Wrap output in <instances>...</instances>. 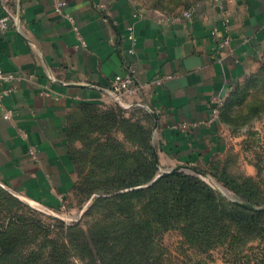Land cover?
<instances>
[{
  "label": "crops",
  "instance_id": "crops-1",
  "mask_svg": "<svg viewBox=\"0 0 264 264\" xmlns=\"http://www.w3.org/2000/svg\"><path fill=\"white\" fill-rule=\"evenodd\" d=\"M55 1L0 0V19H8L0 28V66L13 76L2 85L13 91L0 96L12 111L5 118L0 106L2 185L62 210L78 180L69 115L83 103L114 102L104 87L130 69L141 88L127 100L155 114L161 167L198 166L226 150L229 130L213 109L261 65L264 0H199L192 19L139 0H63L86 45Z\"/></svg>",
  "mask_w": 264,
  "mask_h": 264
},
{
  "label": "trees",
  "instance_id": "trees-1",
  "mask_svg": "<svg viewBox=\"0 0 264 264\" xmlns=\"http://www.w3.org/2000/svg\"><path fill=\"white\" fill-rule=\"evenodd\" d=\"M197 1L150 0L146 5L169 16L183 13ZM172 2L181 7L176 10L166 4ZM255 86L264 88V58L259 69L237 83L218 107L219 118L232 130L245 124L236 120V115L247 114L239 106L244 93ZM255 99L250 110L264 116V97ZM136 112L126 116V111L119 106L83 103L69 115L71 153L79 175L74 191L85 192L86 198L99 189L110 194L97 201L116 200L118 207L110 213L120 216L124 222L122 226L103 228L95 234L75 229L73 244L77 254L71 251L72 255L81 257L89 253L100 264H159L153 246L163 231L177 228L201 252L222 248L230 264H264V210L235 203L200 177L185 172L166 173L153 184H147L160 169L153 144V116L143 109L139 116ZM119 132L125 139L119 137ZM77 141L81 147L76 150ZM219 180L243 203L264 204L261 180L252 177L241 182L227 175ZM9 199H14L22 211L13 210ZM134 199L140 202L137 209L133 206ZM0 213L8 217L0 221V264L75 263L57 248L38 250L35 247L39 245H27V230L53 229L56 224L44 223L40 213L1 186ZM253 241L257 244L248 245ZM94 246L95 252H92Z\"/></svg>",
  "mask_w": 264,
  "mask_h": 264
},
{
  "label": "rangeland",
  "instance_id": "rangeland-1",
  "mask_svg": "<svg viewBox=\"0 0 264 264\" xmlns=\"http://www.w3.org/2000/svg\"><path fill=\"white\" fill-rule=\"evenodd\" d=\"M139 1L145 4H149L150 0ZM166 1L170 0H164V2ZM175 1L180 3L186 0ZM166 4L170 8L176 10L181 7L180 4L177 5V3L175 2ZM257 96L264 97L263 87H249L248 92L244 93L242 97L243 102L240 104L239 108L241 107L240 111L247 114L238 113L236 115V120L244 121L245 124L236 130H232L231 127L227 125L229 133L227 141L228 147L226 148V150L212 156L209 160H206L204 164L198 166L185 164L197 168L201 172H204L205 175H197L193 171L185 168H181L172 172L179 171L196 175L200 177L203 181L208 183L210 186H212L214 189L224 194L222 191H220L218 187V184H221L225 188H227L234 195L235 198L237 197L235 196L233 190L229 189L226 185L223 184V182L219 180V178L223 177V175H227L241 182L245 179L253 177L255 180H261V186L263 187L264 116L260 113L257 114L250 110V107L255 103V97ZM103 106H119L126 111V116H129L131 113L136 111V116H139L141 109L148 111L146 107L141 105L124 106L115 102H110L104 104ZM145 123H148L147 120H145ZM118 135L121 139H125V135L122 132H119ZM258 138L259 140H257ZM75 147L76 150L79 149L81 147V143L79 141L75 142ZM159 168V171L154 175L153 179L159 174L161 169L169 170L172 167L164 168L161 167L159 164ZM86 169H88V166H86ZM172 172L166 173L168 174ZM161 176H159L158 179H160ZM103 177L104 175L102 176V178ZM0 186L8 190V188L2 185L1 183ZM12 194L19 201L28 205L30 209H33L34 211L40 213L41 219L44 223L56 224L54 225L55 227H53V229H46L47 227H44L45 229L35 228L34 230H27V233L25 235L26 242L28 243L27 245L32 247L34 245H39L35 247L38 250L57 248V251L59 253L67 254L69 257H71V261L75 260V263L72 264H100L99 261H93L89 257V253L81 257L77 255H72V252H75L77 254V251L75 250V244H73V238L75 237V229L82 230L83 232H88L90 234H95L98 230H102L103 228H114L122 226V224H124L123 219L120 216H114L112 213H110L112 209L118 207V202L116 200H100L99 202L97 201L99 197L110 196V194H107L106 192H101L100 189L99 192L93 194L90 193L88 198L84 197L85 192H72L71 196L68 198L65 204V207L60 211H51L50 209H46L40 205L30 202L25 198L19 197L15 193ZM7 201L8 203H11L13 210L17 212L22 211L21 208L17 207L14 199H9ZM139 205L140 202H138L137 199H134L133 206L135 207V209H137ZM259 206H264V204ZM7 218L8 217L6 214L0 213V221H4ZM116 230L117 229H115V231ZM99 236L101 235H98V237ZM50 239H52L54 242L51 243ZM251 244H257V242L253 241L248 243V245ZM153 250L155 256H158L159 258V264H230L225 259L223 253L224 249L214 248L207 252H201L197 248L192 247L190 243L184 238L180 229L177 228L163 231L158 236V239L156 240V243L153 246ZM79 252H81L80 248ZM84 252L87 253V248L84 250ZM92 252H95V246L93 247ZM38 264L42 263L39 262Z\"/></svg>",
  "mask_w": 264,
  "mask_h": 264
},
{
  "label": "built area",
  "instance_id": "built-area-1",
  "mask_svg": "<svg viewBox=\"0 0 264 264\" xmlns=\"http://www.w3.org/2000/svg\"><path fill=\"white\" fill-rule=\"evenodd\" d=\"M218 1H223V0H218ZM226 1L233 2L234 0H226ZM65 5H66L65 1L56 0L54 7H55V10L60 15L64 16L65 18H67L71 22L72 29L75 32L77 38L79 39L80 44L86 45V41H85V39L81 33L79 24L77 23L74 16L71 13H69L68 11H66ZM194 11H195V9H194V7H192L190 9H187L186 11H184L181 16H184L185 18H188V19H192L193 15H194ZM7 23H8L7 17L0 19V28H2V29L5 28L7 26ZM130 38L133 41L135 39L133 34L130 35ZM229 42H230V37L226 36L221 40L220 46H222V47L226 46L229 44ZM12 77L13 76L11 74L6 73L3 70V68L0 66V96L8 95L10 92L13 91L12 87L3 88V86H2L4 81H6ZM161 82H162V80H160V79L157 80V83L160 84ZM104 88L107 91L108 95L114 100V102H116L118 104H121L124 106L125 105H127V106L141 105V106H144L147 109H149L145 102H140V101L139 102H133V101L127 100V97L136 95L140 91V88H141L140 85L137 84L133 69H130L125 74H116L113 77L110 86L104 87ZM41 94L47 95V94H49V92L48 91H41ZM222 102H223V100L217 101V105L213 109V112L215 115H218V107L222 104ZM0 106L3 110L4 117L5 118H11L12 111L10 109H6L2 103H0ZM30 153L35 156L36 148L31 147Z\"/></svg>",
  "mask_w": 264,
  "mask_h": 264
},
{
  "label": "water",
  "instance_id": "water-1",
  "mask_svg": "<svg viewBox=\"0 0 264 264\" xmlns=\"http://www.w3.org/2000/svg\"><path fill=\"white\" fill-rule=\"evenodd\" d=\"M152 114H153L154 117H156L154 113H152ZM156 160L158 162V158L157 157H156ZM181 168L189 169V170L193 171L197 175H201V176L205 175L204 172H201L197 168L183 164V165H177L175 167H172L169 170L161 169L159 174L149 184H152L153 182H155L158 179V177L161 176L162 174H164L166 172H172V171H175V170H178V169H181ZM218 187H219L220 191H222L226 195V197H228L233 202H236L238 204L244 205V206L249 207V208L254 209V210H264V206H252V205H248V204L243 203L238 198H235L234 195L227 188H225L223 185L218 184Z\"/></svg>",
  "mask_w": 264,
  "mask_h": 264
}]
</instances>
